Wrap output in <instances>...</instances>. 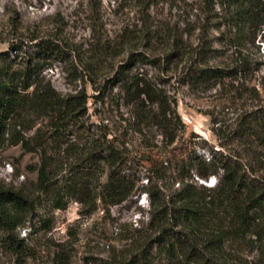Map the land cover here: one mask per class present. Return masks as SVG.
Masks as SVG:
<instances>
[{
    "label": "trees",
    "instance_id": "trees-1",
    "mask_svg": "<svg viewBox=\"0 0 264 264\" xmlns=\"http://www.w3.org/2000/svg\"><path fill=\"white\" fill-rule=\"evenodd\" d=\"M202 1L209 22H216L204 29L215 30L218 36L205 37L189 49L183 35H170L164 54L154 59L148 53L150 40L145 52L131 51L130 59L105 77L100 96L93 98L103 106L98 113L110 120L113 116L106 110L110 98L117 100L118 110H127L121 120L127 126L120 135L100 124L91 138L81 140L91 132L86 126L88 93L63 96L40 79L43 68L36 59L53 58L60 39L33 32L28 46L33 43L37 56L25 52L21 57L23 42L0 53V147L20 146L40 159L37 195L0 189V238L15 254L24 249L23 241L15 238L17 230L35 214L41 197L52 211L65 210L72 201L90 212L98 201L103 209L129 201L140 178L127 175L134 162L129 159L132 137L153 156L143 167L148 187L141 191L152 209L149 233L139 231L128 259L120 264H264V108L246 112L225 129L213 122L220 146L226 147L223 135L229 133L231 142L244 146L239 151L214 150L207 159L190 147L188 154L162 151L185 139L187 127L160 81L148 72L131 73L130 61L135 58L167 73L173 62L186 60L183 84L216 86L232 79L244 87L247 74L261 70L263 63L253 51L260 53L259 41L264 40V0ZM13 24L18 34V25ZM218 59L224 61L211 65ZM40 121L44 123L38 126ZM213 176L214 187L198 182ZM175 186L173 193H166ZM59 263L68 264L67 256L59 255Z\"/></svg>",
    "mask_w": 264,
    "mask_h": 264
},
{
    "label": "rangeland",
    "instance_id": "rangeland-1",
    "mask_svg": "<svg viewBox=\"0 0 264 264\" xmlns=\"http://www.w3.org/2000/svg\"><path fill=\"white\" fill-rule=\"evenodd\" d=\"M207 11L202 0H0V53L11 52L14 46L23 42L26 47L18 54L24 57L27 52L37 56L38 50L33 48V43L28 46V37L33 32L60 39L53 58L36 59L43 68L40 79L63 96L80 91L88 93L86 126L91 132L81 134L84 136L81 140L84 141L87 135L91 138L100 124L109 125L114 135H120L127 126L121 121L122 115L128 116L127 110H118L117 100L110 98L106 105V110L113 116L110 120L108 115L98 113L103 111V106L93 98L100 96L98 89L105 77L112 76L119 65L125 64L131 51L145 52L150 40L152 50L148 53L154 59L164 54L167 46L164 41L170 35H183L189 49L205 37L214 39L218 36L217 31L204 29L216 23L209 22ZM13 22L18 25V34L14 32ZM259 45L260 53L256 50L253 53L260 57L263 66L259 72L247 74L244 87L232 79L216 86L183 84L186 60L173 62L168 73L136 58L130 61V65H134L132 74L148 72L149 77L162 83L176 101L177 111L187 127L185 139L169 148L163 146L162 151L173 149L179 154L190 147L207 159L214 150L229 154L244 148L236 141L231 142L229 133L223 135L225 140L222 143L226 147H221L212 132L213 122L230 127L246 112L264 108V40H260ZM231 53L227 52V63ZM222 61L218 59L210 63L218 65ZM42 123L44 121L38 126ZM150 157L153 156L147 149L129 137V159L134 162L129 163V171H126L129 179L134 174L140 177L136 190L139 189L120 206L103 209L98 201L95 210L90 212L72 201L65 210L52 211L41 197L35 214L15 235L20 242L23 241L22 252L15 254L0 238V264H60L61 254L67 256L68 264H120L125 261L133 247L131 242L139 237V231L144 235L149 233L152 207L147 195L141 191L148 187L143 167ZM39 165V156L26 153L20 146L0 147V189L21 190L27 196L36 194ZM198 182L214 187L217 179L213 176L208 181ZM91 184L95 185L96 181L93 179ZM175 189L177 186L166 193L171 194Z\"/></svg>",
    "mask_w": 264,
    "mask_h": 264
},
{
    "label": "water",
    "instance_id": "water-1",
    "mask_svg": "<svg viewBox=\"0 0 264 264\" xmlns=\"http://www.w3.org/2000/svg\"><path fill=\"white\" fill-rule=\"evenodd\" d=\"M202 184H204V183H202Z\"/></svg>",
    "mask_w": 264,
    "mask_h": 264
}]
</instances>
